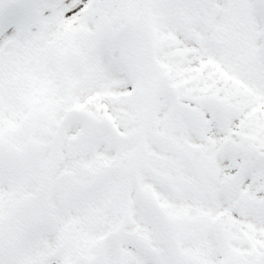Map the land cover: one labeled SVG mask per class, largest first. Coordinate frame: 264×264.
Returning a JSON list of instances; mask_svg holds the SVG:
<instances>
[{"label":"snow or ice","instance_id":"snow-or-ice-1","mask_svg":"<svg viewBox=\"0 0 264 264\" xmlns=\"http://www.w3.org/2000/svg\"><path fill=\"white\" fill-rule=\"evenodd\" d=\"M0 264H264V0H0Z\"/></svg>","mask_w":264,"mask_h":264}]
</instances>
